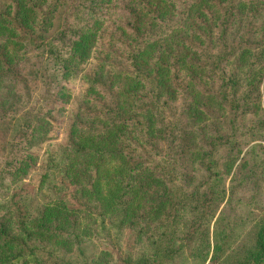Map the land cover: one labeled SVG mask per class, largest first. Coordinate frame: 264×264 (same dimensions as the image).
<instances>
[{
  "label": "rangeland",
  "instance_id": "1",
  "mask_svg": "<svg viewBox=\"0 0 264 264\" xmlns=\"http://www.w3.org/2000/svg\"><path fill=\"white\" fill-rule=\"evenodd\" d=\"M245 9L246 5L233 14L229 35L239 42L251 41L255 36L254 40L262 36L263 41L243 46L220 66L228 71L258 56L257 67L248 81L234 90L220 84L213 65L201 69L182 64L189 91L177 116V123L184 129L180 137L185 146L179 149L182 165L176 166V175L189 191L201 190L200 179L204 174L199 169V160L210 146H215L217 150L212 156L225 194L213 206L208 247H200L204 227L193 229L191 242L183 243L163 264H195L201 250L205 256L203 264H208L215 219L222 217L220 222L226 223L228 234L226 240L233 245L248 235L251 226L264 214V0H258L254 18L244 19ZM162 11H168L164 5ZM111 13L116 16L122 13L119 3L111 7ZM191 14L197 20L209 22L201 30L206 37L201 41L213 50L218 35L215 8L202 3ZM119 23L123 22L118 19ZM247 26L254 32L248 40L245 36H234L243 33ZM109 34L111 31L106 29L98 36L90 57L65 79L66 93L55 108L51 105L52 119L45 117L34 132L31 155L24 169L8 175L0 172V214L15 232L7 205L11 197L18 199L28 218L29 235L37 242L34 243L37 258L0 260V264H52L45 260V251L68 264H123L120 255L137 252L141 244L138 236L144 239L166 210L163 199L166 188L158 174L129 176V152L124 151L125 137L119 126L105 120L84 121L80 113V109L111 99L116 100L122 112L134 107L135 81L98 65V57L111 45ZM161 41L165 42L158 39L146 44L141 58L152 60V51L162 47ZM15 49L12 57L26 79L29 93H34L42 85L39 68L43 49L34 44ZM93 73L101 76L110 90L88 85L85 77ZM11 82L6 81L0 88V110L7 109L9 114L0 115V168L20 119V107L17 114L12 117L10 114L14 105L30 100L21 83L16 86ZM21 92L25 96L18 98ZM148 119L159 121L152 113ZM77 121L88 128L80 129ZM218 134L225 140L222 146L217 145ZM232 259H221L220 264H230Z\"/></svg>",
  "mask_w": 264,
  "mask_h": 264
},
{
  "label": "trees",
  "instance_id": "2",
  "mask_svg": "<svg viewBox=\"0 0 264 264\" xmlns=\"http://www.w3.org/2000/svg\"><path fill=\"white\" fill-rule=\"evenodd\" d=\"M154 1L0 0V88L6 81H12L16 86L21 83L24 94L30 99L27 104L14 105L10 114V117L17 114L20 107V119L0 168L2 175L24 169L31 155L29 148L34 143V132L45 117L52 119L51 105L52 109L55 108L66 93L65 79L75 74L77 65L90 57L98 36L106 29L111 31L107 36L111 45H107L98 57V65L127 76L137 84L134 107L129 111L122 112L115 99L96 104L97 109L95 106L80 109L84 121L105 120L119 126L120 134L125 137L124 151L129 152V176L146 172L158 174L166 188L163 198L166 210L162 218L144 239L138 236L141 244L137 252L120 255L123 264H163L183 243L189 244L195 232L193 229L200 227H204L205 232L199 239L200 247H208V225L214 215L213 206L223 200L225 189L216 169V159L212 156V152L217 150L215 146H210L199 160V169L204 174L200 179L201 190L189 191L188 186L178 181L176 166L182 165L179 149L185 146V142L180 137L184 129L177 123V116L189 91L182 64L201 69L213 65L217 68L220 84L234 89L251 77L257 67L258 56H253L244 66L237 65L228 71L220 64L229 61L243 46L263 41L262 36L248 40L249 35H254L249 26L243 33L234 35L236 38L245 36L248 41L239 42L229 35L232 32L228 29L233 14L244 5V19L254 18L258 0ZM116 3L122 12L117 16L110 14ZM202 3L211 5L216 12L218 35L217 46L213 50L201 41L206 39L201 30L209 22L197 20L191 14ZM162 4L168 11H162ZM118 19L123 23L118 24ZM158 39L165 42L161 41L162 47L152 51V60L141 58L145 45ZM28 44L41 47L44 54L39 68L42 85L34 93H29L26 79L12 57L14 48L17 50ZM85 80L93 88L110 90L109 84L96 73L85 77ZM24 94L21 92L18 98H23ZM6 110H0V115H9ZM150 113L155 114L159 121H149ZM77 126L88 128L80 121H77ZM224 141L218 134L217 145L222 146ZM7 210L15 232L10 230L11 223L0 214V260L14 262L20 258H37V246L34 244L37 242L29 235L24 207L18 199L11 197ZM220 221L222 217L213 222V248L208 264H220L221 259L228 257L234 258L230 264H264V214L251 226L248 235L233 245L226 240V223ZM45 252L46 261L68 264L51 252ZM203 255L204 250H201L195 264L204 263Z\"/></svg>",
  "mask_w": 264,
  "mask_h": 264
}]
</instances>
